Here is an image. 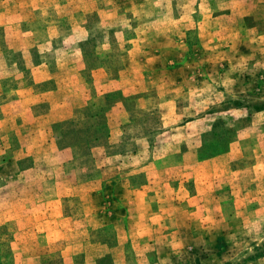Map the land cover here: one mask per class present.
<instances>
[{"label": "rangeland", "instance_id": "obj_1", "mask_svg": "<svg viewBox=\"0 0 264 264\" xmlns=\"http://www.w3.org/2000/svg\"><path fill=\"white\" fill-rule=\"evenodd\" d=\"M0 264H264V0H0Z\"/></svg>", "mask_w": 264, "mask_h": 264}]
</instances>
